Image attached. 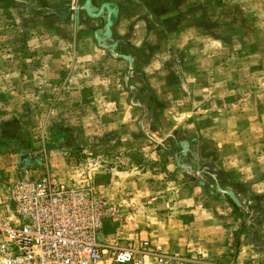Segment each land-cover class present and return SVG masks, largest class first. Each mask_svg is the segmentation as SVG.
<instances>
[{
  "label": "rangeland",
  "instance_id": "obj_1",
  "mask_svg": "<svg viewBox=\"0 0 264 264\" xmlns=\"http://www.w3.org/2000/svg\"><path fill=\"white\" fill-rule=\"evenodd\" d=\"M46 170L105 241L264 264V0H0V198Z\"/></svg>",
  "mask_w": 264,
  "mask_h": 264
},
{
  "label": "built area",
  "instance_id": "obj_2",
  "mask_svg": "<svg viewBox=\"0 0 264 264\" xmlns=\"http://www.w3.org/2000/svg\"><path fill=\"white\" fill-rule=\"evenodd\" d=\"M107 201L48 170L23 174L0 198V264H178L149 238L103 240Z\"/></svg>",
  "mask_w": 264,
  "mask_h": 264
},
{
  "label": "trees",
  "instance_id": "obj_3",
  "mask_svg": "<svg viewBox=\"0 0 264 264\" xmlns=\"http://www.w3.org/2000/svg\"><path fill=\"white\" fill-rule=\"evenodd\" d=\"M218 1H219V0H218ZM212 3H216V2L212 1Z\"/></svg>",
  "mask_w": 264,
  "mask_h": 264
},
{
  "label": "water",
  "instance_id": "obj_4",
  "mask_svg": "<svg viewBox=\"0 0 264 264\" xmlns=\"http://www.w3.org/2000/svg\"><path fill=\"white\" fill-rule=\"evenodd\" d=\"M109 22H110V20H109Z\"/></svg>",
  "mask_w": 264,
  "mask_h": 264
}]
</instances>
